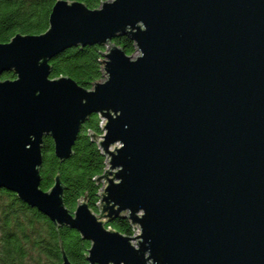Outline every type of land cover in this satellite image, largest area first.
Masks as SVG:
<instances>
[{
    "label": "water",
    "instance_id": "1",
    "mask_svg": "<svg viewBox=\"0 0 264 264\" xmlns=\"http://www.w3.org/2000/svg\"><path fill=\"white\" fill-rule=\"evenodd\" d=\"M50 8L40 33L0 42V74L13 73L0 78V186L87 239L85 264H264V0ZM122 34L134 56L111 41ZM88 44L104 46L101 79L48 76L55 53ZM92 112L96 210L82 190L70 211L57 173L38 184L43 136L67 158ZM119 216L137 232L104 225Z\"/></svg>",
    "mask_w": 264,
    "mask_h": 264
},
{
    "label": "trees",
    "instance_id": "2",
    "mask_svg": "<svg viewBox=\"0 0 264 264\" xmlns=\"http://www.w3.org/2000/svg\"><path fill=\"white\" fill-rule=\"evenodd\" d=\"M53 1L0 0V42H5L13 32L29 34L44 30ZM80 1L90 8L99 3V0ZM111 41L128 54L134 49L133 40L125 34L113 36ZM102 46L88 44L65 47L48 60L51 67L48 76L68 75L77 84L89 88L91 81L101 77V53L98 51L102 50ZM12 75L7 70L0 74V78ZM98 120L97 114L92 112L81 123L70 147L71 154L62 160H57L52 153L51 137L43 136L38 184L46 190L57 173L64 184L63 204L70 211L75 207L76 199L83 197L82 190L86 194L87 205L93 211L96 210V192L101 183L92 178L103 171L105 158L87 134L89 131L101 132ZM104 225L126 234L133 232L128 220L121 216L108 220ZM56 230L52 221L40 210L23 202L13 191L0 186V264H58L59 242L71 264H85L84 254L89 241L81 238L76 229L66 225L56 226Z\"/></svg>",
    "mask_w": 264,
    "mask_h": 264
},
{
    "label": "rangeland",
    "instance_id": "3",
    "mask_svg": "<svg viewBox=\"0 0 264 264\" xmlns=\"http://www.w3.org/2000/svg\"><path fill=\"white\" fill-rule=\"evenodd\" d=\"M102 49H104V46H102ZM136 53H137L136 50L133 49V51H132L131 53H129V54H131V55L134 56ZM101 77H103V76H101ZM101 77H100V79H101ZM100 120H101V119H100ZM98 122H99V120H98ZM99 123H100V122H99ZM131 227L133 228V232H132V233L137 232V230H138L137 227H135L134 225H133V226L131 225Z\"/></svg>",
    "mask_w": 264,
    "mask_h": 264
},
{
    "label": "built area",
    "instance_id": "4",
    "mask_svg": "<svg viewBox=\"0 0 264 264\" xmlns=\"http://www.w3.org/2000/svg\"><path fill=\"white\" fill-rule=\"evenodd\" d=\"M100 119H101V118H99V122H100V123L98 122V123H99V125H100V124H102V123H101V122H102V119H101V120H100Z\"/></svg>",
    "mask_w": 264,
    "mask_h": 264
},
{
    "label": "flooded vegetation",
    "instance_id": "5",
    "mask_svg": "<svg viewBox=\"0 0 264 264\" xmlns=\"http://www.w3.org/2000/svg\"><path fill=\"white\" fill-rule=\"evenodd\" d=\"M13 76V75H12ZM12 76H10V77H12Z\"/></svg>",
    "mask_w": 264,
    "mask_h": 264
}]
</instances>
